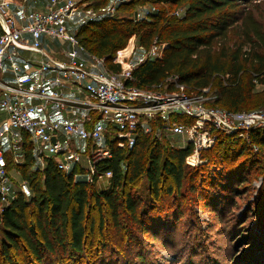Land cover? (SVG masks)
<instances>
[{
  "label": "trees",
  "instance_id": "trees-1",
  "mask_svg": "<svg viewBox=\"0 0 264 264\" xmlns=\"http://www.w3.org/2000/svg\"><path fill=\"white\" fill-rule=\"evenodd\" d=\"M253 1L166 0L172 8L170 12L160 8L142 19L105 17L82 25L78 36L89 52L105 57L115 71H120L121 65L113 59L119 50L121 58L132 51L133 39L127 45L132 36L138 37L139 45L147 50L158 39L166 44L162 57L146 58L132 71L138 86L164 85L170 75H178L189 91L215 86L213 105L246 111L264 105V90H257L264 86V25L249 6ZM134 2L121 6L130 10ZM178 8L183 9L182 15H172ZM233 31L238 40L230 43ZM246 74L248 77H244ZM216 134L214 146L201 153L207 163L197 167L185 162L192 152L190 145L172 147L167 137L154 132L141 130L132 147H118L116 139L109 141L113 154L99 162V167L112 170L113 175L110 186L100 190L93 183L59 170L52 160L41 169L35 163L32 144L25 141V160L16 166L30 182L33 194L27 199L20 191L0 212V264H16L13 253L23 249L39 264H44L46 255L54 254L58 247L82 254L86 249L85 218L91 197L104 201L115 221L120 220V207L124 205L135 222L144 224L139 213L153 208L152 201L161 198L164 177H171L179 191L188 170L226 169L227 158L232 160L240 152L244 155L247 149L256 153L264 145V127L250 130L246 138L218 131ZM243 158L229 173L212 177L207 184L225 190L237 175L240 178L248 171L236 170L240 163L251 162L249 167L255 161L249 155ZM27 169L31 170L29 174ZM143 176L148 182L147 201L125 192L126 183H135ZM141 202L145 204L142 207Z\"/></svg>",
  "mask_w": 264,
  "mask_h": 264
},
{
  "label": "built area",
  "instance_id": "built-area-1",
  "mask_svg": "<svg viewBox=\"0 0 264 264\" xmlns=\"http://www.w3.org/2000/svg\"><path fill=\"white\" fill-rule=\"evenodd\" d=\"M94 1L0 0V111L4 114L0 117V212L21 191L11 169L24 162L25 141L32 144L35 163L41 169L52 160L64 173L94 184L113 175L112 170L100 168L99 162L112 156L109 141L114 139L118 147L125 148L135 144L141 130L164 135L172 147L190 145L192 152L185 162L197 166L206 162L201 153L214 146L217 131L246 138L250 130L264 127V110L232 111L215 106L214 96L209 95L211 87L189 91L178 75H170L164 85L138 86L132 71L146 58L162 57L166 44L158 39L136 62L130 61L135 47L122 58L117 51L113 62L121 69H111L106 58L89 52L68 25L72 17H76L77 27L110 17L125 0H113L106 15L91 8ZM157 11L148 10L142 18ZM182 13L178 8L171 14ZM44 39L58 42L65 59L57 57L55 49L45 48ZM34 55H40L35 69L44 75L46 84L34 81L27 66L33 64ZM52 72L55 75L50 76ZM51 83L56 87L49 91ZM68 83L85 93V98H69L62 88ZM70 106L86 111L79 122L56 118V111ZM38 110L44 112L38 114ZM185 114L192 118L190 122L181 121ZM77 141L86 142V165Z\"/></svg>",
  "mask_w": 264,
  "mask_h": 264
},
{
  "label": "rangeland",
  "instance_id": "rangeland-1",
  "mask_svg": "<svg viewBox=\"0 0 264 264\" xmlns=\"http://www.w3.org/2000/svg\"><path fill=\"white\" fill-rule=\"evenodd\" d=\"M132 1L118 3L114 14L108 18L119 20L135 17L139 13L137 18L142 19L148 10L161 8L170 12L172 9L166 0H135L130 10L121 6ZM114 3L113 0H96L91 8L100 15H106L104 13ZM249 6L264 25V0H254ZM76 21V17L70 18V29L77 28ZM97 31L101 32L102 28L98 27ZM235 40H238V35L233 31L230 43ZM134 43L131 62L141 59L147 51L141 48L136 36ZM4 74L10 76L6 71ZM0 77L3 78V75L0 74ZM244 77H248L247 74ZM218 80L216 78L215 82ZM214 87L209 95L215 98ZM260 89L264 90V86H258L257 90ZM257 110H264V105L250 107L246 111ZM191 120L186 114L181 116L183 122ZM178 139L175 137V140ZM80 148L82 163L86 165L85 141L81 142ZM240 154L232 160H225L226 169L188 170L179 191L171 177H164L161 198L152 201L153 208L139 213L144 224L135 222L124 205L120 207V220L115 221L107 204L91 197L86 210L84 253L76 254L58 247L54 254L46 255L44 264H264V145L261 144L256 153L247 149L244 155L254 157L255 161L249 167L251 162L240 163L236 170L247 168L248 171L240 178L237 175L235 182H230L225 190L207 184L212 177L229 173L244 159V155ZM11 171L18 188L30 199L33 194L30 182L18 169L12 168ZM27 172L29 174L31 170L27 169ZM110 183V179H103L93 185L100 190L108 188ZM125 192L135 193L147 201L146 177L139 178L135 183H126ZM144 205L140 203V207ZM13 257L16 264H39L24 249L14 252Z\"/></svg>",
  "mask_w": 264,
  "mask_h": 264
},
{
  "label": "crops",
  "instance_id": "crops-1",
  "mask_svg": "<svg viewBox=\"0 0 264 264\" xmlns=\"http://www.w3.org/2000/svg\"><path fill=\"white\" fill-rule=\"evenodd\" d=\"M81 26L77 27L75 29V31L78 33L79 29H80ZM133 39V42H135V38H131ZM130 42V41H129ZM130 44V43H129ZM128 44V45H129ZM44 45H45V48H53L56 50V56L59 57V58H63L65 59V56L60 52V48L58 47V42H51L50 40H47V39H44ZM60 46V45H59ZM135 47V43L133 45ZM128 47V46H127ZM126 47V48H127ZM133 47V48H134ZM126 48H124L123 50H125ZM135 49V48H134ZM133 50V49H132ZM121 51V50H120ZM133 55V54H132ZM81 56L85 59H89L87 57L86 54L82 53ZM40 58V55H34V62L33 64L31 63H28L27 66H29V70L31 71V75L34 79V81H38L40 84H46V80L44 79V75L38 73L36 71V66H37V61L38 59ZM132 58V56H131ZM131 58H130V61H131ZM136 62V61H135ZM50 76L52 75H55V72H52L49 74ZM56 87L55 83H51L50 85L47 86L48 90H53L54 88ZM62 88L65 90L66 92V95L69 97V98H73V97H76V98H80V99H83L85 98V93H80L75 85L71 84V83H68V84H64L62 85ZM34 102H37V100H34ZM50 109L53 110V107H50ZM49 109V110H50ZM44 111L43 110H38V114H41L43 113ZM86 113V111L82 108V107H78V106H70L68 107L67 109H63V110H58L55 112V116L56 118L58 119H61V120H70V121H74V122H79L81 120V118L84 116V114ZM4 116L3 112L0 111V117ZM77 144L80 146V141H77ZM81 147V146H80ZM12 172V171H11ZM17 172V171H16ZM12 175L15 179V176H14V173L12 172Z\"/></svg>",
  "mask_w": 264,
  "mask_h": 264
},
{
  "label": "water",
  "instance_id": "water-1",
  "mask_svg": "<svg viewBox=\"0 0 264 264\" xmlns=\"http://www.w3.org/2000/svg\"><path fill=\"white\" fill-rule=\"evenodd\" d=\"M53 140L55 141V138H53Z\"/></svg>",
  "mask_w": 264,
  "mask_h": 264
}]
</instances>
